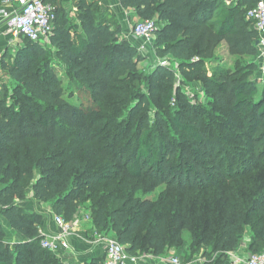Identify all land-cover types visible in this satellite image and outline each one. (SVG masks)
<instances>
[{"label":"trees","instance_id":"16d2710c","mask_svg":"<svg viewBox=\"0 0 264 264\" xmlns=\"http://www.w3.org/2000/svg\"><path fill=\"white\" fill-rule=\"evenodd\" d=\"M42 1L54 13L48 43L21 36L0 58V217L23 237L8 241L0 224V264H62L41 245L43 215L18 203L29 187L65 222L85 206L92 236L112 235L130 256L182 249L185 231L191 251L224 255L246 238L248 255L264 252V91L249 82L255 0H118L154 22L156 53L199 82L205 104L175 86L174 68L139 71L134 44L98 0ZM222 42L236 61L207 68Z\"/></svg>","mask_w":264,"mask_h":264},{"label":"built area","instance_id":"2783aa9c","mask_svg":"<svg viewBox=\"0 0 264 264\" xmlns=\"http://www.w3.org/2000/svg\"><path fill=\"white\" fill-rule=\"evenodd\" d=\"M247 17L253 21L254 28L258 33L257 58L260 63L264 64V0H255L254 6L247 11ZM0 19L4 22L6 32L10 35L23 36L29 40L44 43L51 33L54 13L52 6L42 0H5L0 5ZM154 30L155 25L152 20H141L134 24L132 34L148 41ZM86 218H89V215L85 213ZM52 221L57 231L52 233L40 231L44 235L41 241L42 247L55 253L58 250H69L68 239L74 227L80 224L79 218L76 216L73 220L65 222L61 216L54 215ZM104 237L99 233H94L92 237L93 242L102 249L103 264H137L138 257L128 255L125 247L115 239ZM233 253L234 251H230L226 254H232L231 259L235 264H264V252L243 257ZM171 262L178 264L179 260L173 257Z\"/></svg>","mask_w":264,"mask_h":264},{"label":"rangeland","instance_id":"374dc122","mask_svg":"<svg viewBox=\"0 0 264 264\" xmlns=\"http://www.w3.org/2000/svg\"><path fill=\"white\" fill-rule=\"evenodd\" d=\"M141 20L142 19L138 17L130 20L129 23L131 26L121 27V33L119 34V36L125 39V36L127 34L131 35L133 25ZM131 36L133 37L136 52L140 56L138 60V65H137V68L139 71L143 72L144 74H152V72L155 70V68L158 65H165V66L174 68L176 70L175 86L179 87L182 90L185 97H187L192 103H196V104L206 103L207 98L205 96L204 91L200 88L199 82L191 81V80H188L186 77H183L181 72H178L177 66L175 65V63H173V61L166 59L164 57L162 58L158 56L155 49L153 48V39H154L153 35L148 41L137 38L133 34ZM44 42H45L44 45H46L47 42L46 41ZM236 59H237L236 57H231L230 55H228V53L226 52V48L224 46H219L215 54V60L214 61L208 60L205 62V65L207 68L215 67V65H219L221 67H232ZM249 82H251V87L256 91L257 94H259L261 91H264V64L260 63L258 61V58H257V70H255L249 76ZM62 84L66 92L65 97L70 98L73 102H79V98H80V95L78 96L79 93L77 94V93L72 92L71 94H69V92L72 91L70 89L71 85L69 84V82L64 80ZM1 87H2V83L0 82V92H1ZM141 91L147 92L146 88L144 87H141ZM157 108H158L157 97L153 96L150 98V104H149V114H150L151 119H152L153 111ZM231 144L238 145V142L237 140H233V141H230V145ZM31 189H32L31 187L27 189L28 191L26 194V198L24 199V201H20V202L27 204L32 201L33 207H28V209H32V208L34 210L38 209L39 212L43 213L42 214L43 217L48 216L50 220L51 219L53 220V216L55 215V213H53V211L50 209L49 204L45 202L37 201L34 198H32ZM81 208L82 209H80L79 211L80 213L77 215L80 222H82L83 220L85 221L90 220L89 218L85 219V206L84 207L82 206ZM2 219L3 218L0 217V221H2ZM40 231L43 232L42 228ZM90 235L92 238L93 236L91 233L89 234V236ZM102 235L105 236L104 238L114 239L112 235L110 234H102ZM183 241H184V244L182 246V249H179L177 251L175 249H170L169 251L175 254L172 255L173 254L172 253L170 255H165V256L161 255V258H159L160 261L165 260L167 263L173 264L171 262V259L173 257H176L179 260L178 264H235L234 261H232L231 259L233 257L232 254L231 255H228V254L221 255L220 252L211 253L209 252V250L208 252H206L207 249L205 248H200L198 251H191L190 250V236L187 231L183 233ZM245 241H246V238L244 239L243 243H245ZM188 253L191 254L190 258L188 260L186 259L184 260L185 254H188ZM233 254L240 256V257L248 255L245 245L243 244L239 245ZM62 264H63V261H62Z\"/></svg>","mask_w":264,"mask_h":264},{"label":"crops","instance_id":"0c3cea01","mask_svg":"<svg viewBox=\"0 0 264 264\" xmlns=\"http://www.w3.org/2000/svg\"><path fill=\"white\" fill-rule=\"evenodd\" d=\"M98 1L100 4L105 5L109 9V12H111V14L114 15L115 20L117 21L120 27H130L131 25L129 21L137 17L134 14L133 9L131 8L123 9L119 5L118 0H98ZM234 1H237V0H224L226 4H228L229 2H234ZM64 2L72 4V0H64ZM75 12H76V8L73 7L72 5L70 9V13L73 14ZM131 35L127 34L126 36L125 35L124 36L126 40H129L130 42L134 44L133 37ZM22 41L23 40L21 36H12L9 33H7L6 28L4 26V22L2 21V19H0V58L4 54H7L8 57H12L15 51L22 45ZM46 42L48 43V41ZM44 44L45 42L42 43V45ZM219 46H224L227 52V47L224 42H222ZM218 47L215 49V54H216ZM24 204L25 203L19 202V205L25 210L41 213L38 211V209L37 210H34L33 208L28 209V207H33L32 201L25 205ZM0 224L7 232L8 241L17 242L23 239V237L20 234L16 233L9 227L6 219L3 218L2 221H0ZM40 226L41 227H39V231L42 228V231L44 233H52V232L57 231V228L54 225L52 219L50 220L48 216L43 217ZM89 229H91L90 220L88 221L83 220L82 222H80L79 225L74 227L72 234L68 239L70 249L67 251L57 252V256L60 257L61 261H63V264H84L94 258L103 259L102 249L93 242L94 239L91 238V235L89 236L90 234ZM243 245H245V243H243ZM169 250L164 254V256L170 255L173 253ZM174 254L175 253H173L172 255ZM159 258H161V256H153L152 254H145V255L138 257L137 264H169L165 260L160 261Z\"/></svg>","mask_w":264,"mask_h":264}]
</instances>
